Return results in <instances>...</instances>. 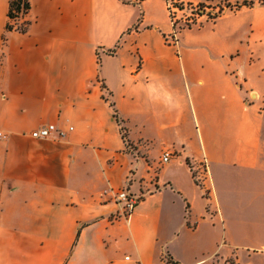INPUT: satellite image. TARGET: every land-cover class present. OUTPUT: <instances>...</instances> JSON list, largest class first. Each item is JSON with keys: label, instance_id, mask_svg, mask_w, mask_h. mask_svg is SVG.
Wrapping results in <instances>:
<instances>
[{"label": "crops", "instance_id": "crops-1", "mask_svg": "<svg viewBox=\"0 0 264 264\" xmlns=\"http://www.w3.org/2000/svg\"><path fill=\"white\" fill-rule=\"evenodd\" d=\"M9 1L0 264H264V4L212 0L255 5L169 44L168 0H31L26 33L6 31ZM48 124L66 137H32Z\"/></svg>", "mask_w": 264, "mask_h": 264}, {"label": "built area", "instance_id": "built-area-1", "mask_svg": "<svg viewBox=\"0 0 264 264\" xmlns=\"http://www.w3.org/2000/svg\"><path fill=\"white\" fill-rule=\"evenodd\" d=\"M228 8L227 2L219 1L214 3L212 0H205L201 3H194L189 0H174L168 1V12L170 20L173 24V33L167 38L169 44H176L178 33L184 29H192L199 27L204 21H214L216 18L223 15ZM70 127L69 130H72ZM68 130L59 128L55 124L45 125L32 132V137L35 139H47L53 136L58 138L66 137ZM1 135V133H0ZM176 157V154L170 150L164 152L162 161L169 163ZM195 181L201 185V178L194 171ZM130 182V181H129ZM115 198L118 203L123 205V216L130 215L136 206L141 201V196L132 192L128 183L123 189L115 193ZM223 264H236L227 261Z\"/></svg>", "mask_w": 264, "mask_h": 264}, {"label": "trees", "instance_id": "trees-1", "mask_svg": "<svg viewBox=\"0 0 264 264\" xmlns=\"http://www.w3.org/2000/svg\"><path fill=\"white\" fill-rule=\"evenodd\" d=\"M262 4H264V0H259ZM227 2V1H226ZM228 8L231 10H238L241 7H252L255 5V1H244L241 4L237 3L235 5L227 2ZM32 5L31 0H10L9 1V9H8V18L9 22L6 26V31L10 32L13 30L20 31L22 33H26L31 25V21L24 20L19 23L22 19H24L31 11ZM113 53V51H111ZM113 105V104H112ZM163 264H179L175 261L170 254H166L164 257Z\"/></svg>", "mask_w": 264, "mask_h": 264}, {"label": "rangeland", "instance_id": "rangeland-1", "mask_svg": "<svg viewBox=\"0 0 264 264\" xmlns=\"http://www.w3.org/2000/svg\"><path fill=\"white\" fill-rule=\"evenodd\" d=\"M168 1H174V0H168ZM226 2V1H225ZM203 197V195H202ZM201 197L200 195V198H199V203L201 205V207L203 208L204 204H205V200H203V198ZM205 199V198H204ZM211 218L213 219L214 218V215L211 216ZM209 221L207 220L205 223H207V226L210 228L211 231H214V235H215V244L214 246H220V247H223L224 245V237H223V232L225 230V228L222 227V223L224 222L223 220L221 219H214ZM226 223L228 225H232L231 223H233V219L231 217H226ZM206 225V224H205ZM227 261L229 262H233V261H230V260H226L224 263H226Z\"/></svg>", "mask_w": 264, "mask_h": 264}]
</instances>
